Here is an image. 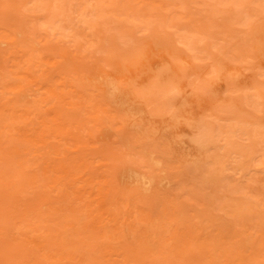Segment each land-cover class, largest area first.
<instances>
[{"label": "rangeland", "instance_id": "obj_1", "mask_svg": "<svg viewBox=\"0 0 264 264\" xmlns=\"http://www.w3.org/2000/svg\"><path fill=\"white\" fill-rule=\"evenodd\" d=\"M8 113L0 264H264V0H0Z\"/></svg>", "mask_w": 264, "mask_h": 264}, {"label": "bare ground", "instance_id": "obj_2", "mask_svg": "<svg viewBox=\"0 0 264 264\" xmlns=\"http://www.w3.org/2000/svg\"><path fill=\"white\" fill-rule=\"evenodd\" d=\"M153 41V40H152ZM152 41H148L147 47H148V53H146V58L149 59L152 57V55H156L158 52H156L154 50V48L152 47ZM98 68V67H97ZM96 73L98 74L96 79V82L94 81V84L91 83V80L89 79V77L87 78L89 80V83L87 82L86 84L89 86H94L96 89L100 90L101 94H102V99L105 100V102L107 103L106 105H109L111 108V111H115V113L117 114L116 117L120 116V117H129L130 112L132 111V106H131V99L130 96L126 99L123 95H122V90L120 89V87L116 84H114L112 81L110 80H106L103 77L102 74V70L100 68H98V70L96 71ZM21 89H19L20 91ZM49 91V90H48ZM50 97L52 96H56L53 91H51L50 89ZM47 94V92H46ZM104 103V102H103ZM25 110H28L27 108ZM30 113V111H27L26 115H28ZM13 113H8L9 117H7V119H5V125L0 129V136H4L6 131H10L12 132L15 124L17 123H22V127L21 130L24 131V135H27V133L29 131H31L32 136L34 137L33 142L39 143V146H36L35 148H31V150L26 149L25 152H31L32 154H37L38 150L40 148H44L45 146H47L48 142L47 139L49 137H56V135H64L65 133L60 131V127L58 125H52V126H46L44 129L40 130L39 132L36 131L35 128H27V123H25L24 121H21V118H15L12 115ZM31 141V140H29ZM38 148V149H37ZM16 149V148H15ZM33 149V150H32ZM13 153V152H12ZM24 170L21 169H16L15 170V180L17 181L16 185L17 187L16 192L15 193H19L21 191H23L26 187L29 186H24V184H21L22 181L26 182L27 185H31V187H37L38 185H35V181H36V176H32V177H25L24 176ZM126 175L127 178H130L132 181H134L133 183H136V185H139L142 189L146 190L149 189V187L152 185V180L150 176H145L143 177L142 175H139V173L137 174L136 172H133L131 170H126ZM130 180V181H131ZM9 182V181H8ZM47 186L51 187L50 184L47 183ZM101 191H99L100 193ZM53 213H56L55 215H59V217H63L67 218L68 216L65 213H61L58 209H54L52 211ZM60 213L62 215H60ZM65 214V215H64ZM59 217L57 218L59 220ZM78 221L79 217H78ZM73 224V223H72ZM68 226V225H66ZM87 225H85L86 227ZM106 238V235H103L100 237V239L104 240ZM39 246V245H38ZM128 255V254H127ZM127 255L124 258V261H126L127 259ZM58 256V257H57ZM50 259L55 260L56 258L61 260L63 259V255H50L49 256Z\"/></svg>", "mask_w": 264, "mask_h": 264}]
</instances>
